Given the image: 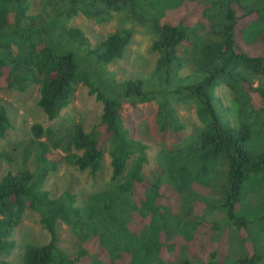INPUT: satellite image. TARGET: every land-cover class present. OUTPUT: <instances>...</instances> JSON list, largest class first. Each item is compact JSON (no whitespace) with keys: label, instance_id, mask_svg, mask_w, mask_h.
<instances>
[{"label":"trees","instance_id":"1","mask_svg":"<svg viewBox=\"0 0 264 264\" xmlns=\"http://www.w3.org/2000/svg\"><path fill=\"white\" fill-rule=\"evenodd\" d=\"M39 6L30 13V0H0V91L37 86V105L52 121L81 85L101 103V115L89 131L73 122L65 137L32 125L29 149L40 171L0 179V258L15 248L12 234L33 211L49 240L26 244L21 264H224L232 229L245 249L234 264L264 262V0H41ZM121 13L155 35L157 58L146 79L116 80L106 69L123 59L130 30L92 47L67 25L78 15L104 23ZM245 72L263 83L255 86ZM221 88L232 96L233 118L219 99ZM124 103H155L161 133L183 128L174 104L193 105L200 128L194 140L165 154L168 181L144 178L147 147L124 127ZM10 128L0 103V139ZM58 149L64 154L53 153ZM105 150L111 180L119 183L81 206L74 194L53 198L43 188L62 162L96 177ZM252 194L260 197L255 206ZM213 213L222 219L208 220ZM57 222L74 241L71 254L57 245Z\"/></svg>","mask_w":264,"mask_h":264},{"label":"rangeland","instance_id":"2","mask_svg":"<svg viewBox=\"0 0 264 264\" xmlns=\"http://www.w3.org/2000/svg\"><path fill=\"white\" fill-rule=\"evenodd\" d=\"M41 0H30V13H37L40 9ZM246 3L252 0H244ZM68 26L80 29L89 39L91 46L95 47L109 34L118 30H130L132 41L127 47L122 60L109 64L106 69L114 75L116 80L125 79H146L154 68L157 58L152 48L154 33L143 25L139 20L128 13L114 14L113 17L104 23H97L83 15L72 18ZM253 27L247 37L253 38L257 31ZM255 86L263 83L259 76L245 72ZM264 84V83H263ZM219 99L228 108L231 118L236 115V106L233 104L231 94L224 88L218 90ZM37 86L29 85L24 92L15 90L0 91V103L3 105L11 128L4 138L0 139V179L8 173H15L17 170L26 169L38 175L40 171L34 164L32 153L29 149L31 138V127L39 124L43 128H51L54 132H64L69 135L72 123L80 124L85 131H89L99 123L102 105L96 102L93 96L88 95L84 86L75 87L72 99L67 108L63 109L59 116L49 121L43 111L38 107ZM176 121L182 125V130L174 132L168 130L164 133L158 131L156 126L157 106L155 103L140 104L132 108L124 103L121 108V119L125 128L128 129L131 138L141 141L146 147L147 163L143 166L142 174L148 181L160 177L163 182L168 181L167 169L164 164L165 154L172 149L179 148L191 142L196 137L200 125L196 119L193 105L174 104ZM51 144V142H49ZM53 153L61 155V149ZM111 165L107 150L104 152L102 166L96 177H92L87 171H79L76 167L65 163H58L56 170L49 173L42 181V186L50 193L51 197H58L64 192L76 195L78 205L83 204V199L97 192L106 190L120 180H111ZM38 178H40L38 176ZM41 180V178H40ZM252 205L260 202V197L250 195ZM222 214L213 213L208 220H221ZM57 245L68 253L76 249L67 227L61 223L56 224ZM264 238V235H263ZM230 247L229 258L224 264H234V261L244 256L245 249L239 239L238 233L231 230L229 233ZM12 240L15 248L9 255H4L0 260H6L11 264H21L23 248L26 244L43 245L49 240V234L39 224V215L33 211H26L22 216L20 225L14 230ZM195 264H202L194 261ZM259 264H264L260 262Z\"/></svg>","mask_w":264,"mask_h":264}]
</instances>
